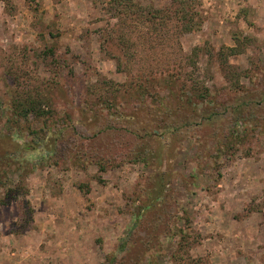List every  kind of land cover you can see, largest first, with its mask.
<instances>
[{
    "label": "rangeland",
    "instance_id": "374dc122",
    "mask_svg": "<svg viewBox=\"0 0 264 264\" xmlns=\"http://www.w3.org/2000/svg\"><path fill=\"white\" fill-rule=\"evenodd\" d=\"M108 1L0 0V112L40 94L63 131L0 141V264H264V0ZM179 103L220 117L169 139L80 136Z\"/></svg>",
    "mask_w": 264,
    "mask_h": 264
},
{
    "label": "trees",
    "instance_id": "16d2710c",
    "mask_svg": "<svg viewBox=\"0 0 264 264\" xmlns=\"http://www.w3.org/2000/svg\"><path fill=\"white\" fill-rule=\"evenodd\" d=\"M110 4H113L114 6L117 7V9L122 12L121 8H126L127 10H130V3L131 0H109ZM152 72H149V74H145V78L148 80L154 79L152 76ZM138 87V86H137ZM152 87V85H144V90H141V85H140V92H143L144 95H146L147 91ZM189 93V91H188ZM206 90L205 89H193L190 91V97L188 100L191 98H194L195 103H200V100L204 99L207 97L206 95ZM168 97L174 101V95L172 90H170ZM162 101L165 103L167 100L162 99ZM169 102V100H168ZM116 101L114 100L113 102H110V110L112 109H117L118 105H116ZM135 106V107H134ZM132 106L133 110V117L132 119H141L142 117L146 116L143 120V122L146 121L148 113L136 109L138 106H141V104H136ZM108 108V109H109ZM182 107L181 104L179 103L176 105L175 111L171 110L169 108L166 112L165 115L161 114L160 117L158 118L159 121H154L151 123L146 122V124L141 123L140 126L137 128H132L134 125L130 126L128 125V129L122 128L123 125H121L119 122L117 123L119 127H113V124L115 120L113 118H107L105 125L102 127L101 124H99L95 129L98 130V132L94 133L93 135L90 136L89 130L93 129L92 127H89V125L86 124H79L78 129L80 132V136L88 139L93 138L99 140L102 136L103 133L105 132H121L122 130L123 133L126 135H129L132 138H135L136 140H142L144 139L146 141H150L152 139V132L148 128H151V126H157L156 128L159 130H163L164 133L169 134L168 137L166 136V139H169L170 136H175L179 134L180 136L183 135V131L185 129H193L194 127H198L201 125H204V122L211 123V125H214L217 121V119L220 117L218 113H208L204 112L203 110L200 111H195L194 114L190 116H181L180 114L182 113ZM53 111V107L48 102L46 99L44 100L43 96H40V94H37L35 97L31 96H17L15 97V100L10 105V112L11 114L9 116L3 117L2 113L0 112V141L3 139H9L12 141V138H24L25 144L23 145V149L26 150H36L37 147L41 144H45V140L48 135H51V138L54 140L58 141L60 139V135L62 134L61 129H55L58 127L57 121L55 120V114ZM124 111V110H123ZM121 111V112H123ZM121 112H119L121 114ZM32 115L35 119L38 121H41L42 127L40 129H32L30 126V123L27 122L25 127H22L21 121H26L28 120V116ZM179 115V117L177 116ZM4 121L2 122V119ZM104 118V116H103ZM106 118V117H105ZM222 118V117H221ZM120 120V119H119ZM92 121H95V118H92ZM102 127V128H101ZM85 134V136H84ZM100 134V135H99ZM109 134V133H108ZM31 137L30 140H27L28 137ZM140 138V139H138ZM49 139V138H48ZM27 140V141H26ZM52 154H55L53 151ZM7 157L3 156V154H0V163L5 162ZM142 160V159H141ZM101 162L99 159H97L96 165L99 166V168L103 169V167L100 166ZM7 165V164H6ZM10 173V171H4L0 170V187L4 186L2 183V178H6L7 174Z\"/></svg>",
    "mask_w": 264,
    "mask_h": 264
}]
</instances>
